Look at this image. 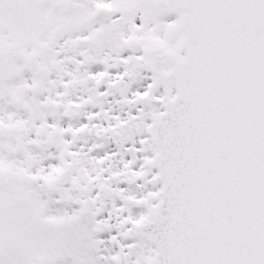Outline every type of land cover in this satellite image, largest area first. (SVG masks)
Instances as JSON below:
<instances>
[{"label": "snow or ice", "instance_id": "6c2138e0", "mask_svg": "<svg viewBox=\"0 0 264 264\" xmlns=\"http://www.w3.org/2000/svg\"><path fill=\"white\" fill-rule=\"evenodd\" d=\"M0 264H264V0H0Z\"/></svg>", "mask_w": 264, "mask_h": 264}]
</instances>
